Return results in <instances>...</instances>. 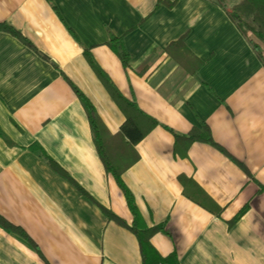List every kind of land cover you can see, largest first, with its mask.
I'll return each instance as SVG.
<instances>
[{
	"label": "crops",
	"instance_id": "obj_1",
	"mask_svg": "<svg viewBox=\"0 0 264 264\" xmlns=\"http://www.w3.org/2000/svg\"><path fill=\"white\" fill-rule=\"evenodd\" d=\"M212 1L0 0V24L31 45L0 31V218L26 236L0 225V264H141L125 199L68 84L116 135L125 118L85 51L157 123L121 174L144 224L162 225L149 241L157 255L264 264V65ZM108 35L122 38L126 68ZM180 37L201 62L194 73L165 53ZM202 123L221 150L172 137Z\"/></svg>",
	"mask_w": 264,
	"mask_h": 264
},
{
	"label": "trees",
	"instance_id": "obj_2",
	"mask_svg": "<svg viewBox=\"0 0 264 264\" xmlns=\"http://www.w3.org/2000/svg\"><path fill=\"white\" fill-rule=\"evenodd\" d=\"M226 0H214L212 4L219 7L227 15V18L232 22L237 31L245 39V44H248L254 56L264 65V0H238L231 6L225 5ZM0 31L9 32L16 36L23 42V44L31 47L26 39L20 37V35L8 27L7 25L0 24ZM109 40L107 42L108 49H110L118 61L121 63L123 68L128 66V60L130 59L129 53L124 48L122 38H116L112 35H108ZM183 37H180L176 41L169 43L165 48V53L172 57L177 63L182 67L187 69V72L194 73L198 69L201 62L190 54L185 46H183ZM85 58L88 60L91 68L93 69L95 75L99 78L104 88L112 98V101L117 105L121 113L123 114L125 120L116 135H110L107 130L103 127L99 117L95 114V110L88 100L79 92L75 87L68 82L70 89L73 90L77 99L79 100L85 114L89 128L91 131L92 140L96 148V153L104 167L107 174L111 175L114 179L116 185L120 189L127 208L132 217V223L128 227V230L135 236L138 244L139 255L141 258V264H179L175 254L171 253L166 257H161L157 255V252L152 247L150 241L151 236L155 233L162 231V225L147 227L139 217L137 208L135 207L133 196L125 187L121 180V174L133 164L137 159V155L132 152V147L143 138L146 133L152 129L155 124H157L153 119L145 116L141 111L135 106L132 101L125 100L117 91L115 86L109 80L107 76L102 73V71L87 57L85 51ZM171 132L170 129H167ZM172 137L176 140L182 139L188 144L192 142H202L214 146L217 149L218 145L213 142L210 136L209 129L206 124L202 123L200 128L191 129L185 136L178 135L171 132ZM115 139L120 141L123 148H117L114 144ZM187 144V145H188ZM126 147V149H125ZM31 150L37 153L50 168L55 169V163L44 155L39 150L38 146H31ZM221 150V149H220ZM132 156H130V153ZM57 169V168H56ZM81 192L82 190L77 187ZM102 211L107 215V218L116 220L118 223L123 225V223L116 217H114L109 211L102 208ZM243 211V210H241ZM238 212L230 222L228 226L233 224L242 212ZM220 210H217L215 214L219 215ZM0 225L5 229L14 230L15 234L26 238L25 234L17 228H13L8 223L3 222L0 218Z\"/></svg>",
	"mask_w": 264,
	"mask_h": 264
},
{
	"label": "rangeland",
	"instance_id": "obj_3",
	"mask_svg": "<svg viewBox=\"0 0 264 264\" xmlns=\"http://www.w3.org/2000/svg\"><path fill=\"white\" fill-rule=\"evenodd\" d=\"M234 0H229L228 4L227 5H230L231 6V3H233Z\"/></svg>",
	"mask_w": 264,
	"mask_h": 264
}]
</instances>
